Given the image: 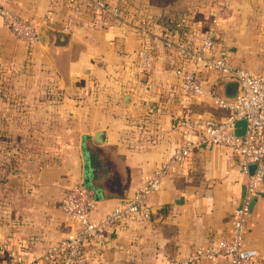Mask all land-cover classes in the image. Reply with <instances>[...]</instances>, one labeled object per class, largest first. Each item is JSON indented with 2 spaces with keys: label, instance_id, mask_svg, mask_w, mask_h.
<instances>
[{
  "label": "crops",
  "instance_id": "obj_1",
  "mask_svg": "<svg viewBox=\"0 0 264 264\" xmlns=\"http://www.w3.org/2000/svg\"><path fill=\"white\" fill-rule=\"evenodd\" d=\"M7 5L38 29L45 26L48 40L45 47L39 40L27 45L0 18L3 69H12L11 76L15 69L28 74L26 80L3 83L10 91L24 83L27 90L0 91V135H11L23 118L28 133L40 138L31 144L37 145L38 153L16 156L8 170L0 160V264H12L11 252L26 260L39 257L78 228L61 208L67 186L85 178L96 186L93 217L130 197L180 140L173 115L222 119L229 113L208 96L179 91L171 74L177 59L162 43L154 46L152 69L138 72L136 18L130 14L119 23L108 17L96 21L80 8L68 7L65 0H8ZM156 7L155 23L182 17L184 37L194 40L210 22L207 6L199 0H156ZM215 41L229 51L235 67L264 76V0H231V15ZM186 67L221 96L236 95L234 78L206 67ZM4 120H12L9 133ZM98 131L95 140L83 142V136ZM0 141L2 148L3 138ZM243 191L239 165L227 147L195 149L147 196L150 217L109 228L103 245L85 247L87 264H167L195 245L227 237ZM244 244L258 251L253 264H264L263 180L251 201Z\"/></svg>",
  "mask_w": 264,
  "mask_h": 264
},
{
  "label": "built area",
  "instance_id": "obj_2",
  "mask_svg": "<svg viewBox=\"0 0 264 264\" xmlns=\"http://www.w3.org/2000/svg\"><path fill=\"white\" fill-rule=\"evenodd\" d=\"M8 0H0V18L4 25L21 41L31 45L38 40V28L31 21L15 12L7 5ZM67 6L77 7L96 21L112 18L124 22L123 7L114 0H65ZM209 8L210 22L202 34L194 40L184 37V19H174V28L155 23L152 14L139 15L135 27L138 34L136 50V68L138 72H148L153 66V50L157 43L173 52L177 61L171 67V74L182 94L189 96H208L212 102L228 110L222 119H212L192 114L173 115V127L179 132L180 140L174 146L168 158L158 163L152 172L145 175L142 184L134 193L121 200L109 212L93 217L96 206L93 189L82 183L67 186L61 196V208L78 225L63 239L49 246L36 258L26 260L21 254L10 253L12 264H87L85 247L88 244L103 245L106 232L133 218L148 219L150 208L147 196L161 187L164 177L175 171L177 164L187 159L195 150L205 145L227 147L236 158L239 173L244 179V191L239 204L234 208L233 221L227 237L218 238L207 244H198L184 254L170 258L167 264H198L203 260L216 261L227 258L228 264H253L258 256L255 248L244 244L247 230V218L251 201L259 189L264 177V76L252 71L235 67L228 55L216 46V35L224 19L225 7L214 5ZM130 11L136 9L129 7ZM69 18L63 26L70 27ZM206 67L221 76L234 78L238 91L232 98L221 96L214 85L201 80L194 69ZM245 119L244 134L234 133L235 123ZM255 164L251 170L249 164Z\"/></svg>",
  "mask_w": 264,
  "mask_h": 264
},
{
  "label": "rangeland",
  "instance_id": "obj_3",
  "mask_svg": "<svg viewBox=\"0 0 264 264\" xmlns=\"http://www.w3.org/2000/svg\"><path fill=\"white\" fill-rule=\"evenodd\" d=\"M114 1L117 2L118 5L123 7L125 15H128L131 13L132 15H134V17H138L139 15L152 14L155 17L156 15H154V13H157L156 12L157 10L156 0H114ZM176 1L178 2V0ZM199 1H201V4H203L204 6L206 5L207 7L205 8L207 9H208V6L211 9V8H214L213 7L214 5L217 6V5L222 4L225 7V11H226L224 14V19L222 20V23L224 20L226 19L228 20V18L231 15V0H199ZM163 2L165 4H169L171 0H163ZM129 7L135 8L136 12H134L133 10L130 11ZM148 11H150L151 13H149ZM167 12H170V11H167ZM220 50H222L225 53H228L229 57L232 58V56L230 55L227 49L222 47ZM3 68H4V65L1 64L0 62V91L4 93L10 92L14 94L26 93L25 91L27 90V86L24 83L23 84L19 83L18 86L14 88V90L12 91H10L11 88L9 86L8 88L2 87V86L4 82L10 79H13V78L26 80L28 78L27 72L21 71L20 69H17V70L15 69V71L17 72L16 75L11 76L10 70L12 69L4 70ZM21 110H24V109H21ZM4 121L7 124V126H9L8 129L6 130L7 133H9L8 130H10L9 128L13 125L12 120H4ZM18 122L19 123H17V126L14 124L15 127L11 135L9 134L0 135V139L3 138V145H2V148H0V160L4 161V163H2V167L5 170H8L9 168L12 167L11 162L16 160V156L18 158L27 157L30 153L34 151L38 153L37 145L33 146L31 144L37 143V141L40 140L39 136H34L31 133H28L29 127L27 126V120L21 118L18 120ZM11 141L13 142V145L7 146V144Z\"/></svg>",
  "mask_w": 264,
  "mask_h": 264
},
{
  "label": "water",
  "instance_id": "obj_4",
  "mask_svg": "<svg viewBox=\"0 0 264 264\" xmlns=\"http://www.w3.org/2000/svg\"><path fill=\"white\" fill-rule=\"evenodd\" d=\"M46 27L45 26H41L38 29V40L40 41V43L42 44V46H46L47 45V40H48V36L46 34ZM245 127H246V121L245 119H240L238 121H236L235 123V129H234V133L237 136H241L244 134L245 131ZM100 134V131L96 132L95 134H93L92 136L90 135H85L83 136V142H85V140L93 138L95 140V137ZM263 182H264V177H263ZM82 184L88 188L93 189L94 194L95 192H97V188L96 186L90 181L89 178H85L84 181L82 182Z\"/></svg>",
  "mask_w": 264,
  "mask_h": 264
},
{
  "label": "trees",
  "instance_id": "obj_5",
  "mask_svg": "<svg viewBox=\"0 0 264 264\" xmlns=\"http://www.w3.org/2000/svg\"><path fill=\"white\" fill-rule=\"evenodd\" d=\"M177 17H173L171 18L170 16L166 17L164 20L162 19H158V21H160L162 24H164V26H166L167 28L173 29L174 28V19H176ZM184 27V26H183ZM183 27H180L178 29L179 32H182Z\"/></svg>",
  "mask_w": 264,
  "mask_h": 264
}]
</instances>
